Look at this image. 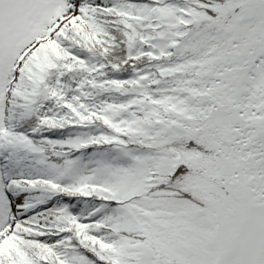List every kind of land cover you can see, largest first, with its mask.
Instances as JSON below:
<instances>
[{
  "label": "snow or ice",
  "instance_id": "1",
  "mask_svg": "<svg viewBox=\"0 0 264 264\" xmlns=\"http://www.w3.org/2000/svg\"><path fill=\"white\" fill-rule=\"evenodd\" d=\"M0 264H264V0H0Z\"/></svg>",
  "mask_w": 264,
  "mask_h": 264
}]
</instances>
